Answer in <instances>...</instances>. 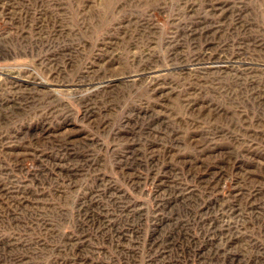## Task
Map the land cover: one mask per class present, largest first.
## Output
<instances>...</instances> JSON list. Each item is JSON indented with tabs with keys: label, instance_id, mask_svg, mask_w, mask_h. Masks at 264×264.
Returning <instances> with one entry per match:
<instances>
[{
	"label": "rangeland",
	"instance_id": "1",
	"mask_svg": "<svg viewBox=\"0 0 264 264\" xmlns=\"http://www.w3.org/2000/svg\"><path fill=\"white\" fill-rule=\"evenodd\" d=\"M0 264H264V0H0Z\"/></svg>",
	"mask_w": 264,
	"mask_h": 264
}]
</instances>
